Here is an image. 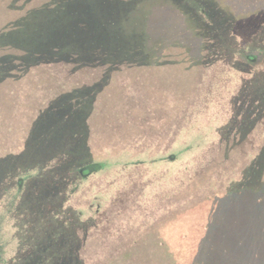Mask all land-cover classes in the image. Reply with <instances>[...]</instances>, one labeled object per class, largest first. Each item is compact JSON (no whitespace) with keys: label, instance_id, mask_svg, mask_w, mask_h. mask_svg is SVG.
<instances>
[{"label":"rangeland","instance_id":"rangeland-1","mask_svg":"<svg viewBox=\"0 0 264 264\" xmlns=\"http://www.w3.org/2000/svg\"><path fill=\"white\" fill-rule=\"evenodd\" d=\"M228 1L242 6L252 0ZM158 2L140 4L142 9L148 8L147 13L149 7L153 12L145 17L139 15L145 22L151 20L148 28L152 38L138 29L141 49L144 50V36L147 50L134 52L130 60L127 49L123 59L97 57L86 68L78 66L76 70L38 65L14 68L4 76L0 73V159L23 152L32 130L41 116H46L49 102L57 97L58 102L63 98L69 103L79 102L78 91L82 95L88 92L84 103V146L87 159L103 163L104 167L78 179L74 190L66 193L64 205L81 209L82 218L91 220L80 251L83 264H209L212 258L213 263L216 259L222 264H263L260 257L264 242L257 249L254 235L262 230L258 221L264 216L259 219L249 211L246 202H240L243 209L233 200L224 203L223 208L215 199L225 194L232 181L240 179L239 173L264 142V121L257 123L243 140L240 135L221 136V128L233 115L232 97L242 79L250 75L223 60L210 65L200 63L207 55L203 49L189 52L174 32L162 30L169 24L167 16L158 13L156 17V12L162 11ZM54 3L58 0H0V34L8 32L10 39L18 36L8 29L27 14L24 25L18 27L27 39L36 40L32 51L39 48L41 52L46 46L40 45L39 40L49 42L51 37L57 41L58 24L66 20L65 14L77 9L73 3L69 9L62 10L60 5L52 8ZM171 9L177 11L172 6ZM94 13L101 16L99 8ZM138 13L134 10L130 17H138ZM69 23L73 25V19ZM130 27L136 30V23ZM174 28L178 30L179 25ZM195 37L198 38L196 31L190 29L183 39L190 45ZM147 39H151L149 45ZM120 45L121 41L113 42L116 51ZM13 53L9 46L0 48V55ZM146 53L150 54L148 63L139 58ZM56 116L53 115L54 123L58 125ZM145 126L152 127L149 134ZM49 127L47 123V131ZM165 129L170 134L168 142L162 138ZM189 144L193 146L191 151L185 152L179 164L173 166L183 171L182 178H170L173 186L167 196H158L156 185L151 186L160 180L156 173H151L157 167L146 163L160 148L164 151L168 145L169 149H178ZM150 147L156 151L140 152ZM139 158L146 159L145 164L137 163ZM150 174L152 178L146 183L145 177ZM146 184L150 187L145 188ZM43 186H38L39 192ZM39 198L44 200L43 191ZM0 214H4L1 209ZM240 214L242 218L236 219ZM11 218L5 213L2 224L8 237L15 230ZM227 230L240 241L228 251L215 252L219 248L216 243ZM2 241L5 243L7 238L2 237ZM15 243L13 239L5 246L6 260L15 254ZM212 243V255L207 257L204 249Z\"/></svg>","mask_w":264,"mask_h":264},{"label":"trees","instance_id":"trees-1","mask_svg":"<svg viewBox=\"0 0 264 264\" xmlns=\"http://www.w3.org/2000/svg\"><path fill=\"white\" fill-rule=\"evenodd\" d=\"M151 1L154 0H58L52 8L60 5L62 10L69 9L72 7L70 3H73L76 5L73 7L77 9L71 14L67 13L69 16L64 13L63 19L66 20L58 24L57 41L51 37L49 42L39 40L40 45L46 46L41 52L39 48L32 51V44L36 40L33 37L27 39L19 28L24 25L26 14L19 23L12 25L11 30L8 29L11 34L16 32L15 34H19L20 37L11 36L10 39L8 32L0 34V48L9 46L10 51L14 52L13 56L0 55V73L4 76L14 68L26 69L38 65L39 67L45 65L50 69L70 67L71 70H76L78 66L86 68L90 60L97 57L102 59L103 56H108L115 60L119 56L123 59L126 57L123 52L127 49L130 50V54L127 55L130 60L129 57L134 52L140 53L143 50L140 46V36L137 34L138 29L152 38V32L148 28L151 20L145 22L139 17V15L145 17L152 12L150 7L148 13L147 7L144 9L140 7V4L148 5ZM255 1L240 6L228 0H159L161 7L159 9L162 11L156 12V17L158 13L168 17L169 25L168 27L164 25L162 30H167L169 34L174 32L177 38L186 44L189 52L198 48V51L203 49L207 53L200 63L210 65L217 60H223L233 69L250 75L242 79L241 86L232 97L233 115L221 128V136L235 138L240 135L242 140L257 123L264 121V0H261V3ZM171 6L177 11L171 9ZM98 8L101 16L94 13ZM134 10L139 11L138 17L131 18ZM59 14L61 12H58ZM70 19H73V25L69 23ZM250 20L252 22H249ZM132 23H136V30L131 29ZM175 25H179L178 30L174 28ZM190 29L196 31L198 38L195 37L188 45L183 38L184 33ZM3 37L5 38L2 39ZM143 38L144 36L141 45L144 47V53L147 49ZM116 41H121L117 51L113 46V42ZM150 42L151 39H147L146 45ZM120 50L122 52L118 55ZM141 55L139 58H145L144 63H148L147 58L150 54ZM66 81L68 79L64 82ZM60 82L58 78V83ZM83 86V90H86L85 85ZM78 92L80 94L78 93L76 98L79 102L69 103L63 98L64 95L62 102L60 99L61 104L58 97L49 102L46 116H43L44 118L41 116L38 126L32 130L26 141V150L19 155L8 154L0 159V209L4 213L0 214V264H83L80 251L91 220L82 218L84 212L81 209L64 206L67 200L66 193L68 190H74L78 179L100 170L104 164L87 159L88 153L84 146L86 135L84 103L88 92L82 91L85 95L81 94V90ZM53 115H57L58 125L54 123ZM141 118L142 114L140 120ZM47 123L50 124L48 131ZM144 128L148 134L152 129L151 126ZM166 130L162 137L165 139L164 142H168L170 138ZM170 147L168 145L164 151L161 148L156 151L155 147L140 151L141 153L156 151L146 164L150 162V165L157 167L151 173H156V178L160 180L151 186L156 185L158 196H167L169 188L173 186L170 178H173L171 179L173 181L182 178L183 171L181 173L173 166L179 164L182 155L193 148L190 144L178 149L176 147L169 149ZM11 158L17 160H8ZM145 162L144 158L137 160V163ZM186 172L187 170L184 174ZM263 172L264 142L250 164L245 166L241 174L239 173L240 179L232 181L225 194L215 198L217 205L225 208L224 203L230 204L233 200L235 203L238 202L237 206L240 208L245 207L240 202H246L249 211L255 212L261 219L264 216ZM148 178H152L151 174L150 177L149 175L145 177L146 183ZM40 184H44L41 192L38 191ZM149 187L146 184L145 188ZM42 191L44 200L39 198ZM249 211L247 210V213ZM5 213L12 216L11 221L15 228L13 236L10 237L2 230ZM237 218H242V214ZM236 219L235 227L238 225ZM258 225L262 230L258 229L256 231L258 233L254 235L255 243L259 246H256L257 249L261 248L264 242L263 218L258 221ZM2 237L7 238L5 243ZM13 239L16 240L15 254L6 260L3 257L5 246ZM254 239L250 240L251 244L254 243ZM237 240L230 230L222 232L221 239L216 243L219 248H215V252L230 250ZM214 246L215 243H212L204 249L205 256L212 255ZM260 259H264V253L263 256L261 253ZM215 260L213 263L212 258L209 264H222Z\"/></svg>","mask_w":264,"mask_h":264}]
</instances>
